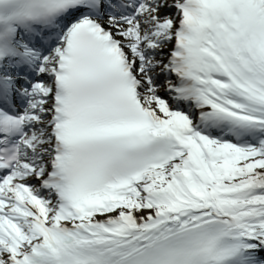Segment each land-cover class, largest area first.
Here are the masks:
<instances>
[{
	"label": "bare ground",
	"instance_id": "obj_1",
	"mask_svg": "<svg viewBox=\"0 0 264 264\" xmlns=\"http://www.w3.org/2000/svg\"><path fill=\"white\" fill-rule=\"evenodd\" d=\"M165 3H167V5L163 8H158L159 5H162V0H159V4L154 5V7L149 6L150 0H144L138 9L139 15L141 16L140 18L144 21V24H148V20L145 19L148 15L159 17L165 11V13H167L166 16H170V11L175 8L173 5L179 3V0H166ZM137 28H139V25H137ZM119 35L123 37V32H119ZM162 48L163 47H159L156 51H161L160 49ZM42 60L47 61L49 58H44ZM40 72L41 71H39L38 74H40ZM139 72H142L141 75L145 77L143 92L145 101L150 106L155 107L160 116H170L168 112L174 104V101L171 100L168 95H165L164 91H161V89H154L150 85L148 82L150 78L145 74L146 72L143 66L139 69ZM158 75L160 77L164 76L163 71L158 73ZM44 87L49 89V82H46ZM29 106L35 108L34 101H31ZM35 116L34 114H28V121L34 119ZM36 123H38V121H35L34 124ZM34 124L31 128L32 131L35 130ZM40 124L39 121L37 126ZM189 151L192 153V159L194 160L197 157V152L200 151V147L192 144ZM25 153L31 156L30 152L25 151ZM29 161L30 160L24 159L20 160L21 166L27 165ZM190 164L192 165V163L189 162L187 167ZM252 165L259 166L260 164L255 163ZM190 173L197 180V183L203 181L204 175L201 173V168H199L197 164L194 169H191ZM37 178L38 176L35 177L34 174H26L15 180L20 188H16L14 185H9L7 183L1 187L3 189V197L0 200V254L5 252L8 254L18 252L19 248L26 242L27 236H29L26 227H28L30 223L35 227L37 224L44 223L47 220L51 211V203L48 202L45 197H43V199L40 198L41 193H38V189L34 186L37 182ZM27 179L33 181V187L25 189L23 184ZM203 183L205 182L203 181ZM141 184L146 190L153 191V188L156 186L157 188L160 187L168 190L165 199L169 203V208L175 210L177 214L169 218L167 217L164 221L151 223L148 226L149 229L151 228V231L139 230L135 227V223L158 210L159 206L148 202L147 207L142 209L140 207V202H138V207L132 209L130 212L126 209L130 199L128 197H119L118 201L113 206L106 208L103 213L97 216V219L101 221V230L105 240L117 244L118 239L116 237H118L123 242L128 243L139 236L144 238L148 235L163 234L172 230L178 223H181L180 226L193 225V222L188 223L186 221L188 217H192L197 219L196 223L217 220L239 226L245 236L250 237V240H247V247L255 248L257 244L259 245V237L264 234V203L241 202L234 205L229 199H217L209 195L207 191L195 194L190 201L186 199L180 200V198L176 196V188H174L171 181L168 180V174L165 171L157 177L143 180ZM138 187L134 194L135 197L138 196L139 193ZM204 187L207 190L211 189L210 187L208 188L207 183H205ZM198 189L199 188H197V190ZM249 212L256 214V220H254V222H243L242 216ZM1 224L6 227L7 232L2 230ZM165 229L168 231H165ZM9 239H12L13 242L17 241V246Z\"/></svg>",
	"mask_w": 264,
	"mask_h": 264
},
{
	"label": "rangeland",
	"instance_id": "obj_2",
	"mask_svg": "<svg viewBox=\"0 0 264 264\" xmlns=\"http://www.w3.org/2000/svg\"><path fill=\"white\" fill-rule=\"evenodd\" d=\"M166 0H162V5H159L158 8H163L167 3H165ZM159 4V0H151V3L149 6L154 7V5ZM174 6V5H173ZM164 10V9H163ZM167 13L165 11L159 16L156 17L155 15H148L145 19L148 20V24H144V21L141 20V16L139 18H136L133 21H130L128 25L126 26L125 30H121L120 32H123V40L126 42H129L130 47L133 42H136L138 39L143 38V41H139L136 43V45L139 48V58L137 60V69H140L142 66L144 67V71L149 76V83L154 89H161V91L164 89L162 80L159 79L158 73L161 71H165L167 60L170 55V49L172 47V40H173V33H174V22L167 25V27L162 31L153 35V31L158 26L159 22L164 21L166 19H172L174 15V9L170 11V16H166ZM139 25V28H137V25ZM143 26V27H142ZM120 36V35H119ZM152 36V38H150ZM150 38V39H149ZM126 39V40H125ZM161 40V41H160ZM159 47H163L160 49L161 51H156ZM160 54V55H159ZM143 71V70H142ZM142 73V72H141ZM141 73H139L141 75ZM46 75V74H45ZM158 75V76H157ZM141 78L143 79V87L145 85V77L141 75ZM47 77L44 78L45 81H47ZM49 84L52 86V82L50 79H48ZM52 89H50L51 93ZM42 95V104L39 106V111L36 113V118L39 119L41 123H45L48 116L46 115V108L48 110L49 108V101H47V89L43 87V90L40 93ZM35 133V132H33ZM51 142L48 143V138L44 135L39 138L36 141L35 146L32 145V149H36V151L41 152L43 156L39 157V162L36 167L30 172L29 174H34L35 177L38 176V184L40 181V171L42 170L43 166L46 164V162L49 161L50 157L47 153V144L49 145ZM259 158L253 159V160H247L242 162H235V161H228L225 163H220L219 166H213L209 171H203L204 172V181L208 182L209 186L212 190L208 191L210 195H214V197H217L218 199L222 198H228L232 200L235 204H237L240 201H261L264 200V189L262 190V193L255 194L251 198H238L235 194V189L232 188L231 182H225L223 183V175H229L232 178H237V172L241 170L243 167H250L252 172L248 175L247 180L253 185H256L258 189H261L262 187V177H264V160H258ZM263 162L261 167L253 166L252 164L255 163H261ZM30 180V179H29ZM31 181V180H30ZM206 182V183H207ZM32 184V182H29ZM176 192L179 194L180 199L184 198L185 194L188 195V199L191 198V196L194 195V193H202L205 192L204 185H197L195 183L194 179L192 180V183L189 186L182 185L180 182H176ZM196 187H199V191L196 189ZM181 189L179 191L178 189ZM183 192V193H181ZM141 198L143 196H147L146 193L139 194ZM137 200V199H134ZM142 200V199H141ZM138 199V201H141ZM142 209H145L146 206L142 203ZM165 205L167 203L165 202ZM138 207V204L134 202H130V209H136ZM54 214V210L51 208V211L48 215L47 220L51 221V216ZM28 227H26L27 229ZM264 239V235H263ZM35 242V240L31 241L27 239V242L23 244L22 247H20L21 250H29L31 245ZM8 257V253H2L0 255V258L6 259Z\"/></svg>",
	"mask_w": 264,
	"mask_h": 264
}]
</instances>
